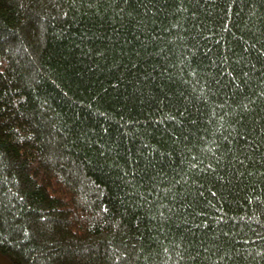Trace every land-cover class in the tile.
I'll use <instances>...</instances> for the list:
<instances>
[{
  "label": "trees",
  "instance_id": "1",
  "mask_svg": "<svg viewBox=\"0 0 264 264\" xmlns=\"http://www.w3.org/2000/svg\"><path fill=\"white\" fill-rule=\"evenodd\" d=\"M0 253L264 264V0H0Z\"/></svg>",
  "mask_w": 264,
  "mask_h": 264
},
{
  "label": "water",
  "instance_id": "2",
  "mask_svg": "<svg viewBox=\"0 0 264 264\" xmlns=\"http://www.w3.org/2000/svg\"><path fill=\"white\" fill-rule=\"evenodd\" d=\"M0 264H13L9 258L0 253Z\"/></svg>",
  "mask_w": 264,
  "mask_h": 264
}]
</instances>
